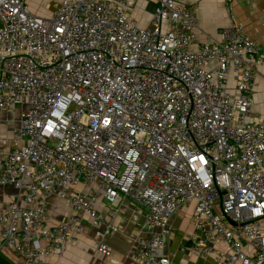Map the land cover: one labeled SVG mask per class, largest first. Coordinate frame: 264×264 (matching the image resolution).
Returning a JSON list of instances; mask_svg holds the SVG:
<instances>
[{
    "label": "built area",
    "instance_id": "built-area-1",
    "mask_svg": "<svg viewBox=\"0 0 264 264\" xmlns=\"http://www.w3.org/2000/svg\"><path fill=\"white\" fill-rule=\"evenodd\" d=\"M62 0L50 17L0 0V112H19L0 152V245L42 264L76 243L92 217L103 242L133 200L152 228L131 254L171 264V220L194 203L191 249L215 264H264V110L255 72L264 54L238 22L197 43L180 0ZM142 26L134 14L148 13ZM83 186L84 189H81ZM69 212L54 222L52 201Z\"/></svg>",
    "mask_w": 264,
    "mask_h": 264
},
{
    "label": "crops",
    "instance_id": "crops-1",
    "mask_svg": "<svg viewBox=\"0 0 264 264\" xmlns=\"http://www.w3.org/2000/svg\"><path fill=\"white\" fill-rule=\"evenodd\" d=\"M46 0H27L31 10H36L39 2ZM62 0H55L53 4L46 3L48 14H38L50 17ZM194 9L198 41L197 43L221 40V29L233 22L240 23L245 32L258 44L264 54V0H180ZM145 5V0H140ZM141 4V3H140ZM139 4V5H140ZM142 5V6H143ZM138 10V9H136ZM138 10L134 14L138 18ZM143 13V12H142ZM145 14V13H144ZM149 17L138 19L142 26L150 24ZM254 99L256 110H264V59L258 64L255 72ZM19 112L16 109L0 112V152L12 147L15 137V127ZM84 189L83 186H80ZM17 191L12 186H0V210L11 200L16 198ZM97 207L106 216V222L118 227V231L110 232L103 238V242L111 248L110 256L98 251L102 241L97 232L103 226L89 216L84 217L86 229L79 234L76 243L66 244L59 255L48 257L42 264H140L131 254L137 239L147 235L152 228L145 223V215L133 200L128 199L120 206L119 211L112 215L110 208L103 200H98ZM195 204L186 205L171 220V230L165 237V252L171 256V264H215L211 259L203 258L191 249L182 250L188 244L187 238L192 233H198L193 222ZM51 210L54 222L62 220L69 212V206L64 201H52ZM0 264H20L18 256L8 247L0 245Z\"/></svg>",
    "mask_w": 264,
    "mask_h": 264
},
{
    "label": "rangeland",
    "instance_id": "rangeland-1",
    "mask_svg": "<svg viewBox=\"0 0 264 264\" xmlns=\"http://www.w3.org/2000/svg\"><path fill=\"white\" fill-rule=\"evenodd\" d=\"M53 1H55V0H46V1H43V2H39L38 7H36V10H33V12L36 13V14H48L49 10L45 8L46 3L53 4ZM139 4L142 6L144 3L143 2H139ZM147 9H148L147 12H152L154 7H153V5H149V7ZM135 11L137 12L138 10H134V12ZM142 16H144V18L149 17L148 14H146V13L144 14V13L140 12L138 14V19H141Z\"/></svg>",
    "mask_w": 264,
    "mask_h": 264
}]
</instances>
